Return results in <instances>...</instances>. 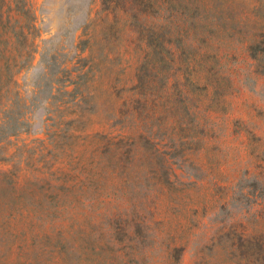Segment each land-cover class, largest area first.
<instances>
[{"label": "rangeland", "instance_id": "374dc122", "mask_svg": "<svg viewBox=\"0 0 264 264\" xmlns=\"http://www.w3.org/2000/svg\"><path fill=\"white\" fill-rule=\"evenodd\" d=\"M180 1L174 60L144 97L139 23L101 0H0V264H239L264 235V66L248 50L264 0ZM218 3L240 21L204 34ZM212 68L221 96L201 106ZM180 73L183 107L158 92Z\"/></svg>", "mask_w": 264, "mask_h": 264}, {"label": "trees", "instance_id": "16d2710c", "mask_svg": "<svg viewBox=\"0 0 264 264\" xmlns=\"http://www.w3.org/2000/svg\"><path fill=\"white\" fill-rule=\"evenodd\" d=\"M138 3L143 4V6ZM101 5L102 8L109 13H118L123 18L124 22L129 21L140 24L139 32L142 33L144 38L145 52L141 64L142 68L139 71L137 86L145 91L144 97L147 95H155L156 93L150 91L153 88V79L150 77L151 74L149 72L156 71L157 67L162 63L174 60L175 51L172 50V45L168 43V40L172 38L177 39L181 34L179 23H183V20L180 18L185 15L184 9H186V6L183 5L180 0H101ZM224 7L223 3H218L220 16L215 20L201 23L204 34L214 31L224 32L228 25L232 28L235 22L239 20L236 19L235 16L229 15V13H227V8L224 9ZM162 12L167 13V15H163ZM154 13H157L156 19ZM223 14L225 16L222 17ZM260 16L264 18V8ZM260 27L263 31L262 39L250 43L248 45V50L257 61V64L264 66V23L261 22ZM158 37H160L159 42L157 41ZM204 52L209 51L205 50ZM206 73L215 83H208V81L204 82L202 85L203 96L200 103L201 106H203V104H206V106L210 104L208 106H212V102L214 101L208 100L210 98L213 99L215 96H221V92L219 91L222 90V87L216 78L221 77V75H219L218 71H214L213 68L212 70L208 69ZM180 77L181 81L178 86L175 87L177 91L175 96L170 93V87L167 83L162 85L158 92L159 95L167 99L172 97L174 99L176 98L178 103L180 102L178 105L183 107L190 100L189 91L182 82V73H180ZM178 78L179 77H177V79ZM191 83L195 85L196 80L194 82L191 81ZM204 100H207V102ZM215 102L219 103L220 101ZM169 104L171 109L175 110L176 105L171 102ZM164 110L165 112L169 111L168 107L164 108ZM145 223L144 220L140 221V225L137 223V230H140L139 228L144 226ZM250 239L251 238L243 239L242 242L239 243V264H264V235H261L260 238H257L255 241ZM168 249L175 253H179V248L176 246H168Z\"/></svg>", "mask_w": 264, "mask_h": 264}]
</instances>
